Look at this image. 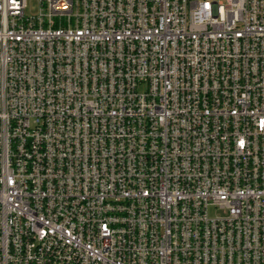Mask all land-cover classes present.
I'll return each instance as SVG.
<instances>
[{
  "label": "built area",
  "instance_id": "obj_1",
  "mask_svg": "<svg viewBox=\"0 0 264 264\" xmlns=\"http://www.w3.org/2000/svg\"><path fill=\"white\" fill-rule=\"evenodd\" d=\"M0 264H264V0H0Z\"/></svg>",
  "mask_w": 264,
  "mask_h": 264
},
{
  "label": "rangeland",
  "instance_id": "obj_2",
  "mask_svg": "<svg viewBox=\"0 0 264 264\" xmlns=\"http://www.w3.org/2000/svg\"><path fill=\"white\" fill-rule=\"evenodd\" d=\"M39 10L38 4L36 2L31 3V13L35 14Z\"/></svg>",
  "mask_w": 264,
  "mask_h": 264
}]
</instances>
